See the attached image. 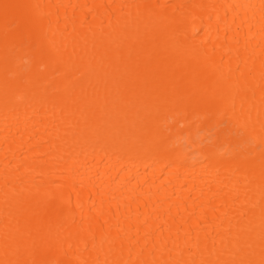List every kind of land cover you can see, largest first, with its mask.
Instances as JSON below:
<instances>
[{
    "label": "bare ground",
    "instance_id": "6f19581e",
    "mask_svg": "<svg viewBox=\"0 0 264 264\" xmlns=\"http://www.w3.org/2000/svg\"><path fill=\"white\" fill-rule=\"evenodd\" d=\"M0 264H264V0H0Z\"/></svg>",
    "mask_w": 264,
    "mask_h": 264
}]
</instances>
